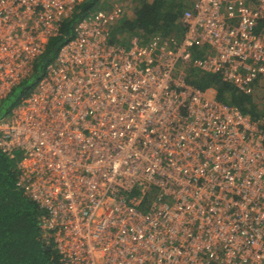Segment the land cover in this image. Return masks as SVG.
<instances>
[{
  "label": "built area",
  "instance_id": "built-area-1",
  "mask_svg": "<svg viewBox=\"0 0 264 264\" xmlns=\"http://www.w3.org/2000/svg\"><path fill=\"white\" fill-rule=\"evenodd\" d=\"M85 0H0V106ZM126 2L80 19L0 119L16 186L61 264H264V0H195L179 38L111 41ZM197 53H202L199 57Z\"/></svg>",
  "mask_w": 264,
  "mask_h": 264
},
{
  "label": "trees",
  "instance_id": "trees-1",
  "mask_svg": "<svg viewBox=\"0 0 264 264\" xmlns=\"http://www.w3.org/2000/svg\"><path fill=\"white\" fill-rule=\"evenodd\" d=\"M132 1L134 16L131 20H119L111 30V41L126 45L128 37H137L148 43L156 37L179 38V20L191 5L188 0H116ZM191 2V1H189ZM108 0H85L61 25L60 35L49 41L45 53L35 62L30 77L17 86L0 106V119L27 96L44 73L46 65L55 59L59 48L72 37L74 25L83 17L99 10H107ZM128 33L127 39L125 38ZM199 57L202 53H197ZM188 82L198 89L213 88L223 103L237 107L254 120H260L264 107L255 103L254 96L237 91L222 82L218 76L202 74L189 69ZM15 159L0 150V264H61L51 241L45 240L39 229L42 212L16 186Z\"/></svg>",
  "mask_w": 264,
  "mask_h": 264
},
{
  "label": "rangeland",
  "instance_id": "rangeland-1",
  "mask_svg": "<svg viewBox=\"0 0 264 264\" xmlns=\"http://www.w3.org/2000/svg\"><path fill=\"white\" fill-rule=\"evenodd\" d=\"M194 1L195 0H188L187 3L192 4ZM116 2H117L116 0H108V3L103 5L104 6L103 9H107L108 7H111ZM125 2L127 3V4L125 3L126 6L129 7L126 11L125 18L131 20L134 16V8L136 7V5L132 1L130 2L125 1ZM127 37H128V33L126 34L125 38L127 39ZM128 40H130V37H128ZM255 103L260 104L262 107H264V93L263 92L255 97Z\"/></svg>",
  "mask_w": 264,
  "mask_h": 264
}]
</instances>
